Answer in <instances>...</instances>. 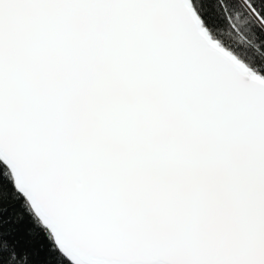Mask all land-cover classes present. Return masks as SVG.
I'll return each mask as SVG.
<instances>
[{
	"label": "snow or ice",
	"instance_id": "6c2138e0",
	"mask_svg": "<svg viewBox=\"0 0 264 264\" xmlns=\"http://www.w3.org/2000/svg\"><path fill=\"white\" fill-rule=\"evenodd\" d=\"M0 264H264V0H0Z\"/></svg>",
	"mask_w": 264,
	"mask_h": 264
},
{
	"label": "trees",
	"instance_id": "16d2710c",
	"mask_svg": "<svg viewBox=\"0 0 264 264\" xmlns=\"http://www.w3.org/2000/svg\"><path fill=\"white\" fill-rule=\"evenodd\" d=\"M224 31L227 32V28H225Z\"/></svg>",
	"mask_w": 264,
	"mask_h": 264
}]
</instances>
